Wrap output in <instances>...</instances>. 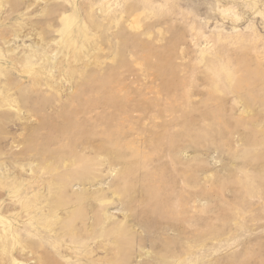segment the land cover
Segmentation results:
<instances>
[{
  "label": "rangeland",
  "instance_id": "rangeland-1",
  "mask_svg": "<svg viewBox=\"0 0 264 264\" xmlns=\"http://www.w3.org/2000/svg\"><path fill=\"white\" fill-rule=\"evenodd\" d=\"M0 264H264V0H0Z\"/></svg>",
  "mask_w": 264,
  "mask_h": 264
}]
</instances>
